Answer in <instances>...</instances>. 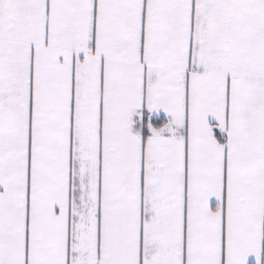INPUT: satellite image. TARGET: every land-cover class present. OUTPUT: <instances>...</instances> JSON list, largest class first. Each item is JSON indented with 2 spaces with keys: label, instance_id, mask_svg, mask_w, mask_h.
I'll return each instance as SVG.
<instances>
[{
  "label": "snow or ice",
  "instance_id": "snow-or-ice-1",
  "mask_svg": "<svg viewBox=\"0 0 264 264\" xmlns=\"http://www.w3.org/2000/svg\"><path fill=\"white\" fill-rule=\"evenodd\" d=\"M0 264H264V0H0Z\"/></svg>",
  "mask_w": 264,
  "mask_h": 264
}]
</instances>
